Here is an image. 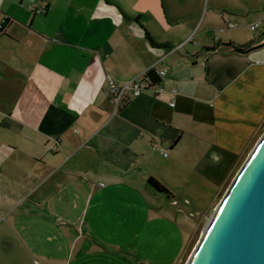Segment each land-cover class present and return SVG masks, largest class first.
Listing matches in <instances>:
<instances>
[{
  "label": "crops",
  "instance_id": "crops-1",
  "mask_svg": "<svg viewBox=\"0 0 264 264\" xmlns=\"http://www.w3.org/2000/svg\"><path fill=\"white\" fill-rule=\"evenodd\" d=\"M263 13L264 0H0V264H55L63 246L84 264V223L108 199L153 197L148 180L188 158L243 150L264 116V48L226 45L253 44L233 30ZM164 69L162 92H127L114 112L108 78Z\"/></svg>",
  "mask_w": 264,
  "mask_h": 264
},
{
  "label": "rangeland",
  "instance_id": "rangeland-1",
  "mask_svg": "<svg viewBox=\"0 0 264 264\" xmlns=\"http://www.w3.org/2000/svg\"><path fill=\"white\" fill-rule=\"evenodd\" d=\"M249 25L233 30L242 44H254L264 37V30L254 33ZM263 122L264 116L254 138L240 152L223 157L216 151L201 165L188 158L177 169L171 168L165 184L161 183L169 194L154 188L156 193L151 197L140 188L145 200L139 192L131 202L116 199L115 209L108 199L101 214L96 215L97 222H83V230L88 231L79 242L86 241L88 246V253L83 252L84 264H187L213 212L264 133ZM94 237L108 248L115 244L113 249L118 252L101 257L96 252L103 248L94 245ZM75 250L73 259L80 252L78 247ZM67 252V246L60 248L55 264H65ZM110 256L115 257L114 261Z\"/></svg>",
  "mask_w": 264,
  "mask_h": 264
},
{
  "label": "water",
  "instance_id": "water-1",
  "mask_svg": "<svg viewBox=\"0 0 264 264\" xmlns=\"http://www.w3.org/2000/svg\"><path fill=\"white\" fill-rule=\"evenodd\" d=\"M247 55L246 47L226 45ZM187 264H264V133L209 219Z\"/></svg>",
  "mask_w": 264,
  "mask_h": 264
},
{
  "label": "built area",
  "instance_id": "built-area-1",
  "mask_svg": "<svg viewBox=\"0 0 264 264\" xmlns=\"http://www.w3.org/2000/svg\"><path fill=\"white\" fill-rule=\"evenodd\" d=\"M43 10H39V12H42ZM0 28L3 29V26L0 25ZM235 25L228 23L226 26L221 29V32L225 31L226 29H234ZM250 31L254 33H261V31L264 30V13L252 24L249 25ZM178 48H171L170 52H175L177 51ZM157 75L159 77H164L167 75V70H161V71H156ZM146 73L142 75V81H131L127 83L123 87H117L114 82L111 81V79L108 78L107 81V91H106V96L110 98L112 105L114 106V112L118 111L122 105H124L125 101L127 100V92H133L134 96L140 95L144 90H150L153 89L155 90L156 93H160L163 91V88L160 87V84L150 86L149 83H147L144 79ZM174 103H171V106H173ZM56 150V145H53L50 147V151L53 152ZM162 153L163 150H161ZM165 156H167L166 153H164Z\"/></svg>",
  "mask_w": 264,
  "mask_h": 264
},
{
  "label": "trees",
  "instance_id": "trees-1",
  "mask_svg": "<svg viewBox=\"0 0 264 264\" xmlns=\"http://www.w3.org/2000/svg\"><path fill=\"white\" fill-rule=\"evenodd\" d=\"M106 3H110V0H104ZM3 29L0 28V34L2 33ZM145 81L147 83L150 84V86H154L157 85L161 82V78L157 75L155 70H149L145 77H144ZM148 183L156 189V191L160 192V193H165V194H169L167 189L165 187H163L157 180L150 178L148 180Z\"/></svg>",
  "mask_w": 264,
  "mask_h": 264
}]
</instances>
